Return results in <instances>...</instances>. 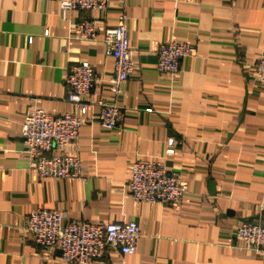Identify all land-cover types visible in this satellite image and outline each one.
Returning a JSON list of instances; mask_svg holds the SVG:
<instances>
[{"label":"crops","instance_id":"1","mask_svg":"<svg viewBox=\"0 0 264 264\" xmlns=\"http://www.w3.org/2000/svg\"><path fill=\"white\" fill-rule=\"evenodd\" d=\"M122 14L135 70L114 95L113 59L100 38ZM81 20L95 23L97 41L69 39ZM171 40L195 48L172 76L156 64ZM263 48L264 0H109L104 15L61 0H0V264H66L26 229L37 208L69 221L138 224L134 253L108 249L90 264H264V253L235 238L264 204V84L252 78ZM79 62L100 81L83 97L75 147L53 153L77 155L82 175L40 177L22 152L23 118L31 105L81 117L64 83ZM98 102L120 108L122 123L101 124ZM137 159L162 161L187 192L170 205L132 200L126 184Z\"/></svg>","mask_w":264,"mask_h":264},{"label":"built area","instance_id":"2","mask_svg":"<svg viewBox=\"0 0 264 264\" xmlns=\"http://www.w3.org/2000/svg\"><path fill=\"white\" fill-rule=\"evenodd\" d=\"M61 4L71 11H97L104 15L109 0H61ZM126 16L120 15L117 24L104 31L101 42L106 53L113 59V76L109 80V91L114 95L122 93V84L133 75L134 65L126 35ZM68 37L75 41L95 42L99 33L91 20H81L68 29ZM195 54L194 46L185 42L171 40L162 43L156 52L157 71L164 75H174L179 70L182 59ZM264 84V48L258 55L252 77ZM91 65L79 62L66 70V100L74 105L81 117L75 114L54 116L31 105L22 122L23 154L33 162V168L40 177L71 178L81 177L83 169L77 155L55 154L66 146L76 145L78 131L87 113L83 97L88 95L99 83ZM98 119L101 124L114 128L122 123L120 108L98 102ZM149 112V110L147 111ZM176 141H167L166 153L174 152ZM126 190L132 200L141 203H160L170 205L187 192V182L176 172L166 169L162 161L149 159L135 160ZM26 229L32 234L34 242L44 248H54L66 264H90L102 259L108 249L121 254H132L136 250L140 227L135 221L90 223L66 220L63 212L55 209L37 208L27 215ZM235 238L247 250L264 253V204L259 214L252 220L241 222Z\"/></svg>","mask_w":264,"mask_h":264}]
</instances>
